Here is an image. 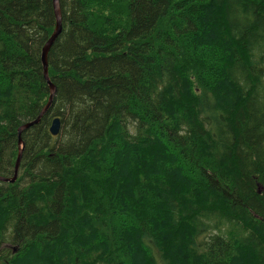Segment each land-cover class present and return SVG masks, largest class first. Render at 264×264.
Wrapping results in <instances>:
<instances>
[{"label": "trees", "instance_id": "obj_1", "mask_svg": "<svg viewBox=\"0 0 264 264\" xmlns=\"http://www.w3.org/2000/svg\"><path fill=\"white\" fill-rule=\"evenodd\" d=\"M60 4L0 264H264V0ZM55 26L53 0H0L2 176Z\"/></svg>", "mask_w": 264, "mask_h": 264}, {"label": "water", "instance_id": "obj_2", "mask_svg": "<svg viewBox=\"0 0 264 264\" xmlns=\"http://www.w3.org/2000/svg\"><path fill=\"white\" fill-rule=\"evenodd\" d=\"M53 8H54V14H55V18H56V32L46 42V44H45V46L43 48V52H42V62H43V65H44V69H43L44 79L46 80V82H48V85H49V88H50L49 101L42 108L41 112L39 113V115L34 120L27 121V122L23 123L22 125H20V127L18 128V156H17V160H16V164H15L14 174L11 177L0 175V181H2V182L14 183L17 180L18 175H19V167H20V163H21L23 152H24V148H25V143H24V141L22 139V134L27 129L31 128L32 126H34V125H36L38 123H40L42 117L51 108V104H52L53 98H54L55 93H56V87L50 81L48 55H49V52H50L52 46L54 45V43H55V41H56V39L58 37V34L60 33V31L62 29V19H63V17H62V10H61L60 0H53ZM60 130H61V120H60L59 117H56L52 121V124H51V127H50V132H51L52 135L55 136V135H58L60 133Z\"/></svg>", "mask_w": 264, "mask_h": 264}, {"label": "bare ground", "instance_id": "obj_3", "mask_svg": "<svg viewBox=\"0 0 264 264\" xmlns=\"http://www.w3.org/2000/svg\"><path fill=\"white\" fill-rule=\"evenodd\" d=\"M65 27V26H64ZM61 31H62V29H61ZM61 31H60V33H61ZM56 32V26H55V29H54V32H53V34L51 35V37L54 35V33ZM59 33V34H60ZM59 34H58V36H59ZM58 38V37H57ZM219 49V48H218ZM42 52H43V50H42ZM43 63V62H42ZM48 65H49V61H48ZM43 69H44V65H43ZM50 81H51V79H50ZM52 82V81H51ZM52 84L54 85V83L52 82ZM55 86V85H54ZM50 89V88H49ZM50 97V96H49ZM49 101V100H48ZM53 102V101H52ZM48 103V102H47ZM52 105V104H51ZM221 131V130H220ZM22 229V228H21ZM2 246V245H1ZM245 253V252H244Z\"/></svg>", "mask_w": 264, "mask_h": 264}, {"label": "rangeland", "instance_id": "obj_4", "mask_svg": "<svg viewBox=\"0 0 264 264\" xmlns=\"http://www.w3.org/2000/svg\"><path fill=\"white\" fill-rule=\"evenodd\" d=\"M261 188V187H260ZM261 191V189H259V192Z\"/></svg>", "mask_w": 264, "mask_h": 264}]
</instances>
